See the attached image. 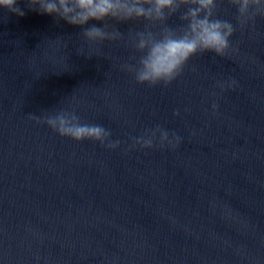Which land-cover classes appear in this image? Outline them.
<instances>
[{"label":"water","instance_id":"obj_1","mask_svg":"<svg viewBox=\"0 0 264 264\" xmlns=\"http://www.w3.org/2000/svg\"><path fill=\"white\" fill-rule=\"evenodd\" d=\"M18 7L0 10V264H264V16L240 26L222 0L235 52L150 88L122 68L144 21H90L121 36L93 44ZM61 113L119 146L60 136L46 120ZM157 126L176 149L131 146Z\"/></svg>","mask_w":264,"mask_h":264},{"label":"clouds","instance_id":"obj_2","mask_svg":"<svg viewBox=\"0 0 264 264\" xmlns=\"http://www.w3.org/2000/svg\"><path fill=\"white\" fill-rule=\"evenodd\" d=\"M226 2L236 10L240 26L257 15L264 16V0ZM19 3L20 0H0V10L22 16L24 12L18 7ZM27 3L39 13L81 27L83 39L93 44L118 40L121 36L107 26L89 25L90 21H144L143 29L132 34V47L138 53L136 62L122 68L133 74L137 84L150 88L167 87L181 76L185 66L197 54L211 52L224 57L230 49L235 52L230 39L235 26L217 13L222 0H27ZM177 12H180L179 26H168L166 21ZM218 86L223 90L226 85L220 83ZM234 86L235 81L227 84L228 88ZM215 107L213 105V111ZM177 114L174 111L173 115ZM46 123L60 136L76 142L91 140L109 150L120 144L119 140L110 139L111 133L102 125L82 123L74 114H57L49 117ZM157 134L159 147L174 150L181 143V138L175 133L170 134L157 126L134 138L131 146L141 150L152 149Z\"/></svg>","mask_w":264,"mask_h":264}]
</instances>
